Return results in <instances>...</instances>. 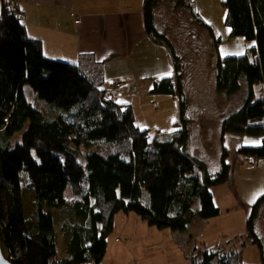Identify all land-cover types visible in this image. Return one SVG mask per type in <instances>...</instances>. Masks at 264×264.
Wrapping results in <instances>:
<instances>
[{
  "label": "trees",
  "instance_id": "16d2710c",
  "mask_svg": "<svg viewBox=\"0 0 264 264\" xmlns=\"http://www.w3.org/2000/svg\"><path fill=\"white\" fill-rule=\"evenodd\" d=\"M17 1L12 8L2 0L0 12V245L6 258L12 264H102L121 212L177 234L198 220L219 217L212 189L230 180L227 135L260 137V145H241L238 154L246 161L264 159V0L222 3L233 37L256 45L251 55L219 57L217 62L216 90L231 97L244 80L248 93L241 109L221 125L220 169L215 173L189 150V104L179 56L170 54L174 74L154 82L151 92L177 99L180 121L170 139L150 140L149 130L136 125L133 108L112 101V94L102 89L100 65L91 66L89 61L77 65L44 55L42 42L27 33ZM164 1L192 13L194 8L191 0H144L148 35L170 46L155 25V10ZM193 15L214 36L213 27ZM24 85L52 105L48 108L52 114L28 101ZM256 86L262 89L259 96ZM22 130L21 141L14 143ZM22 172L35 192L30 217L24 211ZM263 204L264 196L252 205L246 238L264 260L256 233ZM53 210L71 217L62 228L68 235L64 256L58 252ZM176 243L190 264H246L242 251L225 246L199 250L189 239Z\"/></svg>",
  "mask_w": 264,
  "mask_h": 264
},
{
  "label": "rangeland",
  "instance_id": "374dc122",
  "mask_svg": "<svg viewBox=\"0 0 264 264\" xmlns=\"http://www.w3.org/2000/svg\"><path fill=\"white\" fill-rule=\"evenodd\" d=\"M193 1V12L198 14L206 24L213 27L214 36L205 26H202L195 21L194 13L186 9L180 10L181 14L186 17V26L185 24H181L178 27L176 24H170L169 26L163 27V29L157 28L158 31L165 35L170 41V46L167 44L163 45L169 55L170 61V54L174 52L184 63L183 79L185 94L189 104L188 117L191 131L189 150L198 158H200V154L203 156L208 153L210 160L214 162L215 160H219V158L221 159V125L225 119L241 109L248 93L247 83L244 80L242 81V89L235 95L228 97L225 94L219 93L216 90L217 62L219 57L225 58L228 56L251 55V49L255 47L256 43L254 41H248L243 37H233L231 28L226 24L227 11L222 4L223 0ZM176 19L178 20V14H173L171 21L174 22ZM182 23L184 22L182 21ZM134 65L137 66L134 67ZM171 66L172 73L169 76L164 75L162 78L171 77V75L174 74L173 63ZM100 67H102V65ZM104 68L102 89L107 91V94L113 93L119 104L130 105L133 108L136 125L141 129L149 130L150 140L155 138L160 140L170 139L176 128L175 124L180 121V104L179 101L172 96L158 95L151 92L154 82L159 81V78H155L156 76L154 72H151V70L147 68L144 69L142 62L137 64L136 60L133 61L131 58L126 59L122 57L114 58L113 62H106ZM118 83L121 87L115 88L114 84ZM255 89L257 90L258 96L262 94L260 86H256ZM24 92L28 101L36 109L40 111L43 110L45 114H52L51 110L48 109L51 108L52 105L41 100L29 85H24ZM201 126L204 129H202ZM197 128H200V131L199 129L196 130ZM192 129H194V133L192 132ZM23 132L24 130L15 135L13 138L14 143L21 141ZM261 141L262 139L260 137L237 136L232 134H229L226 137L225 143L230 150L229 160L232 165V172H234V168H237L236 177L240 184L241 195L245 200H250V198L248 194L244 193V191L247 192V190L251 189L258 193L264 190V174L262 177H259L258 174L254 178H251L250 174H243L247 172L251 166L246 160L238 159L239 154L237 153V150L241 145H244L245 147L258 146ZM251 162L252 165H255L254 161ZM80 163L85 165L86 160L80 158ZM243 167L245 168L242 169ZM242 174L243 176L245 175L249 177L248 182H246V178L242 179L240 177ZM20 177L24 211L26 217H30L33 212L35 192L29 187L27 174L22 172ZM262 195H264L263 192L262 194H258L253 204L256 203ZM243 210L244 207H239L237 214L239 221L241 222V214ZM51 212L55 219V230L58 237V252L59 255L64 256L67 255L66 248L68 235L64 233L62 228L65 220H68L71 217L69 213L62 211L53 210ZM131 216L140 220L137 215L133 213ZM233 217L234 212L224 215L221 220H198L194 223L195 225L193 224L194 226L191 225L185 231L178 232V235L181 239H187L186 237H190L191 235L190 232H192V234L197 232L203 234L206 232L205 235L213 233L204 240L208 239L209 243L215 245L220 241L222 236H226L228 232H232V230L226 232L219 230L224 227V225L226 226L231 221H234ZM125 219L126 216L124 212L117 215L115 218L117 227L125 224ZM201 223L203 226L201 230H198ZM116 225L114 224V226ZM144 228H146L147 231L149 227L144 224L138 229L134 224V221L129 225L130 232L132 229H138L139 235L144 237V239L135 242L133 245V250L137 254L142 256L145 254L146 258L144 264H153V261L154 264H165V262H168L171 257L174 259L173 261H175L174 264L186 263L187 260L184 259L186 258L185 252L179 246V248L174 246V248L171 249L169 247V245L172 244L171 242L168 244L166 241H163L162 243L157 240L159 236L166 239V235H164L166 232L168 233L167 239L169 236L170 240V237L174 232L167 229L159 236L150 237V235L146 234ZM114 236L113 230L108 237V242H110ZM122 239L124 240L125 238ZM149 239H155L158 241V244L150 246L148 244ZM204 240H199L197 242L195 240L193 241V245H196L199 250H201L204 247L202 244L204 243ZM112 249L119 251L118 247H112ZM243 251L245 253V260L243 254L242 257L245 262L262 264L261 254L256 245L247 246ZM115 258L117 260L112 261L111 264H131V262H133L131 257L124 252L118 253ZM119 259L123 260L119 261Z\"/></svg>",
  "mask_w": 264,
  "mask_h": 264
},
{
  "label": "crops",
  "instance_id": "0c3cea01",
  "mask_svg": "<svg viewBox=\"0 0 264 264\" xmlns=\"http://www.w3.org/2000/svg\"><path fill=\"white\" fill-rule=\"evenodd\" d=\"M19 2L21 17L26 26L27 33L31 38L38 39L42 42L43 52L47 58L77 65H82L88 61L91 66L102 65L103 76L106 62H113L114 58L119 57L131 58L133 61L136 60L137 64L142 62L144 69H150L151 72H154L155 78H159V80L163 79L162 77L164 75L169 76L168 73H172V60L170 61L164 46L153 41L147 33L144 17V0H19ZM191 2L193 4L194 1L191 0ZM0 7L2 9V0H0ZM179 12L180 9H176L169 1H164L159 4L155 10L156 28L163 29V27L169 26L170 24H176L178 27L181 24H185L186 26V17ZM173 14H178V20L176 19L174 22L171 21ZM76 19H80L81 23L75 24ZM136 66L134 65V67ZM198 129L200 131V128L196 130ZM202 129L204 128L202 127ZM199 157L207 162L210 171L213 173L219 171L220 158L212 162L208 153L203 156L200 154ZM238 159H242V157L238 155ZM247 162L251 168L243 174H250L251 178L256 177L258 174L259 177L263 176L264 159L263 161L259 160L258 164L255 165H252L250 160ZM236 170L237 168H234V172H232L231 167L229 182L212 189L216 205L221 210V215L214 219L221 220L224 215L234 212V221H231L226 226L224 225L219 231L226 232L232 230V232H228L226 236H222L220 241L215 245L209 243L208 239L204 240L213 233L205 235L206 232L203 234L201 232L193 234L190 232V237L186 238L191 240L192 243L195 240L196 242L204 240L202 244L207 248L225 246L226 249L242 251L245 260L243 249L253 245L246 238V223L251 215L253 202L256 200L258 194L264 193V190L258 193L251 189L247 190V192L244 191L245 194H248L250 200L243 199L240 184L236 177ZM243 174L240 177L242 179L246 178V182H248L249 177L243 176ZM239 207H244L241 214L242 222L239 221L237 216ZM117 215H120V213ZM131 215L132 213H125V224L120 227H117L114 221L116 225L114 226V235L116 237L114 236L110 242L107 239V253L102 264H111L112 261L117 260L115 257L120 252H124L131 257L133 260L131 264H144L145 254L143 256L137 254L133 250V245L135 242L144 239V237L139 235L138 229L146 223L138 216L140 220L133 218ZM132 221H134L138 229H132L130 232L129 225ZM202 223L198 227V230H201ZM144 229L146 231V228ZM166 230L160 231L156 228L149 227L146 234L150 235V237H156ZM256 233L262 242V246H264V204L260 209V214L256 221ZM164 235H166V239L159 236L157 240L162 243L166 241L168 244L171 242L172 244L169 245L171 249L174 246H179L176 243V239L180 240L181 237L177 233L172 234L170 240L169 236L167 239V232ZM122 238L125 239L123 240ZM158 241L149 239L148 244L155 246V244H158ZM112 247H118L119 251L112 249ZM184 259L190 264L187 258ZM173 260L171 257L165 264H174L175 261ZM261 260L262 264H264L262 256ZM187 261L185 264H188ZM245 263L253 264L247 263V261Z\"/></svg>",
  "mask_w": 264,
  "mask_h": 264
},
{
  "label": "built area",
  "instance_id": "2783aa9c",
  "mask_svg": "<svg viewBox=\"0 0 264 264\" xmlns=\"http://www.w3.org/2000/svg\"><path fill=\"white\" fill-rule=\"evenodd\" d=\"M8 1L10 2L12 8H14L15 6L18 5V1L17 0H8ZM80 23H81V20L80 19H76L75 20V24H80ZM115 88H120V84H116L115 85ZM115 99H116V97L112 94L111 95V100L113 101ZM253 161H254V164H257L258 163V161L255 160V159Z\"/></svg>",
  "mask_w": 264,
  "mask_h": 264
},
{
  "label": "water",
  "instance_id": "95a60500",
  "mask_svg": "<svg viewBox=\"0 0 264 264\" xmlns=\"http://www.w3.org/2000/svg\"><path fill=\"white\" fill-rule=\"evenodd\" d=\"M0 264H12L4 255L2 247L0 245Z\"/></svg>",
  "mask_w": 264,
  "mask_h": 264
},
{
  "label": "snow or ice",
  "instance_id": "6c2138e0",
  "mask_svg": "<svg viewBox=\"0 0 264 264\" xmlns=\"http://www.w3.org/2000/svg\"><path fill=\"white\" fill-rule=\"evenodd\" d=\"M171 73H168V75H170Z\"/></svg>",
  "mask_w": 264,
  "mask_h": 264
}]
</instances>
